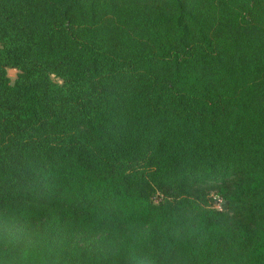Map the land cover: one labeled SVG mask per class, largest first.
Here are the masks:
<instances>
[{"label":"trees","instance_id":"16d2710c","mask_svg":"<svg viewBox=\"0 0 264 264\" xmlns=\"http://www.w3.org/2000/svg\"><path fill=\"white\" fill-rule=\"evenodd\" d=\"M0 264H264V0H0Z\"/></svg>","mask_w":264,"mask_h":264},{"label":"water","instance_id":"95a60500","mask_svg":"<svg viewBox=\"0 0 264 264\" xmlns=\"http://www.w3.org/2000/svg\"><path fill=\"white\" fill-rule=\"evenodd\" d=\"M15 72H16L15 69H8L7 70L8 76H12Z\"/></svg>","mask_w":264,"mask_h":264},{"label":"rangeland","instance_id":"374dc122","mask_svg":"<svg viewBox=\"0 0 264 264\" xmlns=\"http://www.w3.org/2000/svg\"><path fill=\"white\" fill-rule=\"evenodd\" d=\"M212 206H218V203L217 202H215Z\"/></svg>","mask_w":264,"mask_h":264}]
</instances>
